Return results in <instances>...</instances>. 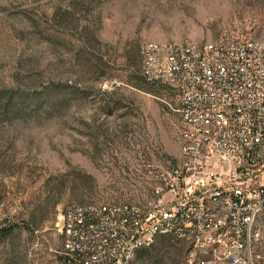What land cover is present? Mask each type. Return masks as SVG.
I'll return each mask as SVG.
<instances>
[{"label": "rangeland", "instance_id": "rangeland-1", "mask_svg": "<svg viewBox=\"0 0 264 264\" xmlns=\"http://www.w3.org/2000/svg\"><path fill=\"white\" fill-rule=\"evenodd\" d=\"M264 39V0H0V264H61V214L144 202L179 155L147 41ZM169 236L131 264H181Z\"/></svg>", "mask_w": 264, "mask_h": 264}, {"label": "built area", "instance_id": "built-area-1", "mask_svg": "<svg viewBox=\"0 0 264 264\" xmlns=\"http://www.w3.org/2000/svg\"><path fill=\"white\" fill-rule=\"evenodd\" d=\"M141 73L177 98L179 155L144 202L67 206L61 264H131L162 235L181 264H264V39L147 41Z\"/></svg>", "mask_w": 264, "mask_h": 264}, {"label": "trees", "instance_id": "trees-1", "mask_svg": "<svg viewBox=\"0 0 264 264\" xmlns=\"http://www.w3.org/2000/svg\"><path fill=\"white\" fill-rule=\"evenodd\" d=\"M157 241V240H156Z\"/></svg>", "mask_w": 264, "mask_h": 264}]
</instances>
